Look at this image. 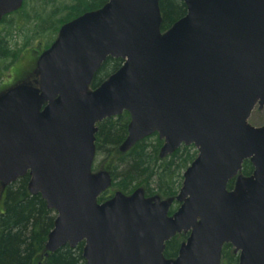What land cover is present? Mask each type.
Wrapping results in <instances>:
<instances>
[{"label": "water", "instance_id": "obj_1", "mask_svg": "<svg viewBox=\"0 0 264 264\" xmlns=\"http://www.w3.org/2000/svg\"><path fill=\"white\" fill-rule=\"evenodd\" d=\"M23 1L0 0V22ZM183 3L162 32L158 0H106L59 28L36 60L37 85L0 93V183L28 174L30 194L55 212L47 252L83 242L85 264H223L230 244L238 264H264V125L248 122L264 106V0ZM108 57L123 64L90 89ZM124 111L121 151L154 133L162 158L195 146L175 197L137 188L98 201L111 177L92 171L96 124Z\"/></svg>", "mask_w": 264, "mask_h": 264}, {"label": "trees", "instance_id": "obj_2", "mask_svg": "<svg viewBox=\"0 0 264 264\" xmlns=\"http://www.w3.org/2000/svg\"><path fill=\"white\" fill-rule=\"evenodd\" d=\"M105 2L24 0L17 11L4 16L0 22V76L10 69L23 50L31 46V42L40 39L41 50H45L55 40L63 24L85 12L99 9ZM158 6L162 32L186 13L183 0H158ZM13 34L21 38L20 45L12 38ZM122 64V59L108 57L94 74L90 88L98 87ZM129 122L130 115L124 111L96 124L92 170H105L111 177L109 188L99 196L98 201L108 200L116 191L129 195L137 188H142L146 197H175L182 185L183 172L197 156L195 146L181 145L172 154L162 158L159 153L163 141L154 133L126 151H121L119 147L127 136ZM252 169L250 161L246 159L240 173L248 176ZM28 181L29 176L26 174L4 188L0 207V264H85L83 242L74 248L65 245L52 253L46 251L45 242L56 215L40 194H30ZM232 186L233 181H230L227 187L230 189ZM178 206L179 203L174 201L169 215ZM187 236L186 233H180L167 241L163 256L175 258ZM221 259L223 264H238V255L230 244L223 245Z\"/></svg>", "mask_w": 264, "mask_h": 264}, {"label": "rangeland", "instance_id": "obj_3", "mask_svg": "<svg viewBox=\"0 0 264 264\" xmlns=\"http://www.w3.org/2000/svg\"><path fill=\"white\" fill-rule=\"evenodd\" d=\"M58 1V0H57ZM12 38L18 42V45L22 43L21 38L17 34H13ZM27 49L23 50L15 63L12 64L8 71L3 72L0 76V91L10 88L16 83L25 82L27 84L37 85L38 73L36 71V60L41 53L42 44L40 39H36L31 42ZM249 124L255 127L264 125V107L258 109L257 107L253 110L250 118L248 119ZM98 162H96L97 164ZM5 186L0 183V207L3 197V191Z\"/></svg>", "mask_w": 264, "mask_h": 264}, {"label": "flooded vegetation", "instance_id": "obj_4", "mask_svg": "<svg viewBox=\"0 0 264 264\" xmlns=\"http://www.w3.org/2000/svg\"><path fill=\"white\" fill-rule=\"evenodd\" d=\"M264 107V106H263ZM256 108V107H255ZM258 108V107H257ZM259 109V108H258ZM263 109V108H262ZM253 112V111H252ZM252 114V113H251ZM262 126V125H261ZM244 162V161H243ZM242 162V163H243ZM251 163V162H250ZM252 165V164H251ZM252 167H253V165H252ZM253 170H254V167H253V169H252V172H253ZM252 172H251V174H252ZM240 173V172H239ZM250 174V175H251ZM240 175H242L241 173H240ZM250 175H248V176H250ZM243 176V175H242ZM245 177H247V176H245ZM233 182H234V180H232ZM233 248V247H232ZM222 251V250H221ZM233 251H234V248H233ZM235 254H237V253H235ZM238 255V254H237ZM221 262H222V259H221Z\"/></svg>", "mask_w": 264, "mask_h": 264}]
</instances>
